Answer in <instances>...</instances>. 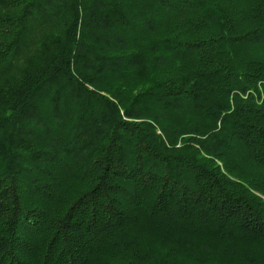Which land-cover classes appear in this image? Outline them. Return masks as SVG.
Wrapping results in <instances>:
<instances>
[{
  "label": "trees",
  "instance_id": "16d2710c",
  "mask_svg": "<svg viewBox=\"0 0 264 264\" xmlns=\"http://www.w3.org/2000/svg\"><path fill=\"white\" fill-rule=\"evenodd\" d=\"M0 264H264V0H0Z\"/></svg>",
  "mask_w": 264,
  "mask_h": 264
},
{
  "label": "rangeland",
  "instance_id": "374dc122",
  "mask_svg": "<svg viewBox=\"0 0 264 264\" xmlns=\"http://www.w3.org/2000/svg\"><path fill=\"white\" fill-rule=\"evenodd\" d=\"M243 243V242H242ZM240 244V243H239Z\"/></svg>",
  "mask_w": 264,
  "mask_h": 264
}]
</instances>
